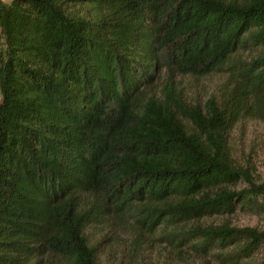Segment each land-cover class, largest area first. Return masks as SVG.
<instances>
[{"label": "trees", "instance_id": "trees-1", "mask_svg": "<svg viewBox=\"0 0 264 264\" xmlns=\"http://www.w3.org/2000/svg\"><path fill=\"white\" fill-rule=\"evenodd\" d=\"M0 40V264H97L88 231L126 221L225 264L264 248L199 224L264 213L229 149L264 119V0H0ZM212 74L202 108L174 89Z\"/></svg>", "mask_w": 264, "mask_h": 264}, {"label": "rangeland", "instance_id": "rangeland-1", "mask_svg": "<svg viewBox=\"0 0 264 264\" xmlns=\"http://www.w3.org/2000/svg\"><path fill=\"white\" fill-rule=\"evenodd\" d=\"M2 48L0 40V50ZM225 80L223 74L176 77L174 89L182 99L202 108L209 98L219 99L224 94ZM229 149L233 164L246 170L256 184H264V119L246 118L238 122L230 133ZM199 224H228L236 228L264 230V213L237 211L232 215L205 218ZM169 231L159 228L155 233L147 234L126 221L114 227L104 225L91 228L88 241L96 248L97 264H225L215 251L203 255L186 245L177 247L176 238L163 239ZM263 255L264 248L247 264L261 260Z\"/></svg>", "mask_w": 264, "mask_h": 264}]
</instances>
